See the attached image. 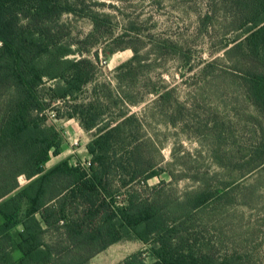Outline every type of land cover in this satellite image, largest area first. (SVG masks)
<instances>
[{
    "label": "rangeland",
    "instance_id": "obj_1",
    "mask_svg": "<svg viewBox=\"0 0 264 264\" xmlns=\"http://www.w3.org/2000/svg\"><path fill=\"white\" fill-rule=\"evenodd\" d=\"M3 1L21 24L28 22L32 0ZM57 2L71 12L48 26L57 41L72 45L73 54L65 59L92 62L93 77L81 92L45 112L46 126L62 136L60 154L46 167L63 159L81 167L90 160L87 146L97 130L85 131L77 117L66 118L75 104L93 105L100 126L134 118L113 152L124 162L139 144L159 175L123 188L121 171L110 174L114 206L124 205L129 191L161 200L169 221L187 228L180 236L198 264H264V115L244 87L258 58L245 46L229 56L223 49L240 31L201 27L206 0ZM240 38L244 42L246 36ZM55 84L62 82L46 81L42 98L49 99ZM19 182L26 184L24 177ZM201 192L207 201L187 216L189 197ZM96 200L98 206L104 197ZM89 209L81 198L73 205V218L85 219ZM118 231L119 241L86 264H122L140 251L153 263L149 245L123 228Z\"/></svg>",
    "mask_w": 264,
    "mask_h": 264
},
{
    "label": "trees",
    "instance_id": "obj_2",
    "mask_svg": "<svg viewBox=\"0 0 264 264\" xmlns=\"http://www.w3.org/2000/svg\"><path fill=\"white\" fill-rule=\"evenodd\" d=\"M57 1L32 0L28 22L21 24L0 0V264H86L119 241V227L150 246L151 264H198L194 249L180 236L181 228H187L178 220L169 221L161 200L149 201L129 191L124 205L114 206L110 174L121 171L123 188L159 175L139 144L124 162L113 152L114 142H123L121 135L134 118L100 126V114L90 109L93 105L75 104L66 118L77 117L85 131L97 130L87 146L90 166H72L64 159L46 169L60 154L62 136L57 128L46 126L45 112L57 100L81 92L93 77L92 62L65 59L73 54L72 45L57 41L48 26L51 19L71 12ZM206 1L201 27L240 31L232 45L223 46L225 55L241 54L245 46L258 58L244 87L264 115V0ZM244 35V42H239ZM53 80L62 84L48 89L49 99L42 98L40 89ZM21 177L27 180L24 186ZM97 196L104 197L98 206ZM207 197L206 192L189 197L187 216ZM81 198L90 209L85 219H75L73 205ZM84 252L85 258L79 255ZM144 254H132L122 264H148Z\"/></svg>",
    "mask_w": 264,
    "mask_h": 264
},
{
    "label": "built area",
    "instance_id": "obj_3",
    "mask_svg": "<svg viewBox=\"0 0 264 264\" xmlns=\"http://www.w3.org/2000/svg\"><path fill=\"white\" fill-rule=\"evenodd\" d=\"M1 45H2V43L0 42V46ZM89 166H90V160H88L87 162H84V165L81 166V167H83V168H89Z\"/></svg>",
    "mask_w": 264,
    "mask_h": 264
},
{
    "label": "crops",
    "instance_id": "obj_4",
    "mask_svg": "<svg viewBox=\"0 0 264 264\" xmlns=\"http://www.w3.org/2000/svg\"><path fill=\"white\" fill-rule=\"evenodd\" d=\"M57 157H58V156H57ZM57 157H56V158H57ZM63 160H64V159H63ZM60 161H62V160H60ZM60 161H58V162H55V164H53V165H52V166H50V167H48V166H47V167H46V169H50V168H52L54 165H56V164H57V163H59ZM25 180H26V179H25ZM26 183H27V180H26Z\"/></svg>",
    "mask_w": 264,
    "mask_h": 264
}]
</instances>
